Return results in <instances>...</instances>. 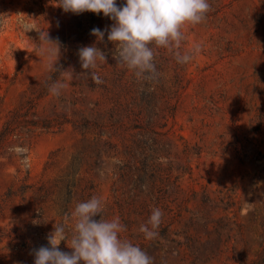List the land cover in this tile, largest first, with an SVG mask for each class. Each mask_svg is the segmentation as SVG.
Wrapping results in <instances>:
<instances>
[{
  "label": "rangeland",
  "instance_id": "1",
  "mask_svg": "<svg viewBox=\"0 0 264 264\" xmlns=\"http://www.w3.org/2000/svg\"><path fill=\"white\" fill-rule=\"evenodd\" d=\"M208 3L182 29L179 51L199 43L200 54L179 64L176 49L154 48L159 76L146 80L117 66L107 34H90L113 25L103 13L0 0V264H34L32 250L93 196L154 264H264V0ZM84 46L106 56L92 69L102 84L81 75ZM57 80L67 87L54 96Z\"/></svg>",
  "mask_w": 264,
  "mask_h": 264
},
{
  "label": "clouds",
  "instance_id": "2",
  "mask_svg": "<svg viewBox=\"0 0 264 264\" xmlns=\"http://www.w3.org/2000/svg\"><path fill=\"white\" fill-rule=\"evenodd\" d=\"M59 7L65 12L103 13L110 18L114 22L110 29L93 28L90 34L98 41H103L107 34L108 41L116 45L117 66L134 70L138 79L146 80H156L159 76L154 48L176 49L174 56L179 64H186L200 54L199 43L191 52L179 51L185 39L182 29L186 24L202 23L211 10L208 0H125L122 6H117V0H59ZM40 39L42 45L58 48L43 31ZM40 51L50 50L41 46ZM78 56L82 69L86 70L81 75L87 77L90 70L94 83L102 84L103 80L92 69L98 61L106 62L105 54L95 46H84L79 48ZM65 87L66 83L57 80L48 90L51 95L59 96ZM12 150L22 155L25 167H30L26 147L17 146ZM103 203V197L97 196L76 203L71 215L65 216V223H56L54 230L47 234L48 246L32 250L34 264H154V258L141 247L121 238L120 233L127 229L119 217L104 218ZM97 215L101 216L99 221L94 219ZM163 215L158 207L151 210L148 220L139 228L145 239L152 240L159 235L157 229ZM68 221L73 223L70 235L66 227ZM62 241L68 242L71 253L60 250Z\"/></svg>",
  "mask_w": 264,
  "mask_h": 264
}]
</instances>
